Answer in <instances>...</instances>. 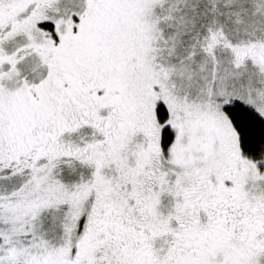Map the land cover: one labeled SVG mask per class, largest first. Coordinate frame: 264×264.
<instances>
[{
    "label": "snow or ice",
    "instance_id": "6c2138e0",
    "mask_svg": "<svg viewBox=\"0 0 264 264\" xmlns=\"http://www.w3.org/2000/svg\"><path fill=\"white\" fill-rule=\"evenodd\" d=\"M0 264H264V0H0Z\"/></svg>",
    "mask_w": 264,
    "mask_h": 264
}]
</instances>
